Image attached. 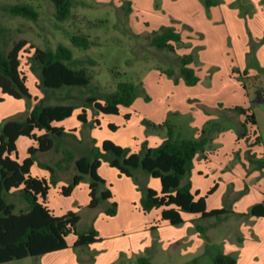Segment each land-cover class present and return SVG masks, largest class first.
<instances>
[{
	"label": "rangeland",
	"instance_id": "374dc122",
	"mask_svg": "<svg viewBox=\"0 0 264 264\" xmlns=\"http://www.w3.org/2000/svg\"><path fill=\"white\" fill-rule=\"evenodd\" d=\"M131 1L133 11L127 15L120 0H74L71 17L59 23L50 0H0V29L7 30L1 39L7 42L4 49L9 50L20 40L28 42L19 59L20 70L27 78V88L32 96L31 100L5 97V101H0V123L6 119L24 120L33 103L44 98V93L37 88L38 72L33 73L30 69L33 53L30 46L55 49L59 44L65 45L71 49L74 58L96 61L95 66L87 67L92 77L91 86L97 87L98 93L114 92L118 82L130 81L138 85L136 99L132 106L120 107L117 116L93 118V111L87 109L89 123L85 125L76 118L81 108L75 109L71 117L57 123L65 131H73L74 136L61 139L57 150L39 153L37 161L54 166L63 158V151H71L79 157L93 147L100 148L103 140L128 147L132 152H138L144 141L155 147L158 132L162 130L145 127L142 119L157 124L167 121L188 139L217 123L211 129L212 140L207 147L212 163L194 161L189 180L192 192L198 191L200 196H205L218 184L216 191L207 198V209L225 208L232 213L220 222L215 218L201 219L198 215L183 214L181 225H170L156 216L159 209L147 214L137 210L146 188L160 190L158 179L141 171L133 178L119 176L106 162H102L98 174L112 192V198L90 209L88 176L69 196L60 194L61 188L77 173L71 163L64 169L54 168L57 183L51 186L46 204L56 216L68 211L77 213V231L85 232L94 227L101 240L89 247L75 249V236L71 234L67 237L69 248L66 250L3 264H138L137 259L142 256L150 257L153 264H212L211 256L216 250L229 252L237 264H264V218L249 215L250 207L264 197V170L256 169L251 163L254 159L264 158V104H252L257 91L254 88L264 86L262 74L256 75L263 70L252 60L264 43V33L259 39L248 31L252 22L259 29L261 20L253 15L264 7V0H235L232 3L218 0L213 17L204 6V0ZM15 4L31 5L38 12V19L12 17L2 10V7ZM162 26L175 27L183 37L182 42L174 45L173 52L157 50L149 44V35ZM255 33L259 35L257 31ZM73 34L87 35L92 46L88 50L73 47L69 40ZM185 54L194 57L190 67L196 70L199 78L195 86H186L179 74L177 58ZM169 69L175 72V77L164 73ZM243 71H247L249 77L260 76L250 81V78H242ZM242 81L249 88L248 94L241 87ZM83 92L89 94L86 89ZM70 94L81 96L78 90ZM244 94L249 107L243 108L254 113L257 107L255 130L260 137L259 145H249L253 141L251 136L237 140L239 124L237 127L233 124L234 112L232 114L230 110L234 107L226 109V119L222 117V111H218L219 101L244 106ZM63 96L64 92L46 93L45 103H78ZM126 114L130 115L129 121L124 119ZM93 119H98L100 125L95 126ZM109 124L118 129L110 130ZM31 142L26 137L17 141L19 161L26 157ZM206 155L199 156L206 158ZM31 175L49 179L51 174L34 165ZM9 200L15 203L16 210L24 208L18 195ZM112 202L117 204V213L110 217L105 210ZM196 224L206 227L204 235L196 231ZM238 238H241L240 242Z\"/></svg>",
	"mask_w": 264,
	"mask_h": 264
},
{
	"label": "trees",
	"instance_id": "16d2710c",
	"mask_svg": "<svg viewBox=\"0 0 264 264\" xmlns=\"http://www.w3.org/2000/svg\"><path fill=\"white\" fill-rule=\"evenodd\" d=\"M54 5V17L63 23L71 17L74 0H50ZM125 13L132 11L130 0H120ZM218 0H204V6H216ZM2 10L12 17H20L30 21L38 19V12L29 4H15L2 7ZM5 28L0 29V92L1 95L14 100H31L32 96L27 88V78L20 70V52L28 45L26 40L15 42L9 50H5L6 41H1L6 33ZM73 47L88 50L92 42L87 35L73 34L69 38ZM149 44L157 50L173 52L174 45L182 42L181 33L172 26H162L158 31H153L149 37ZM31 71L38 72L39 84L37 88L44 93V98L37 101L24 120L6 119L0 123V264L25 258H36L42 255L63 251L69 248L67 237L75 236L73 248L83 249L101 240L94 227L85 232L76 229L79 221L77 213L68 211L62 216H56L46 204V198L51 186L56 185L55 169L67 168L73 164L77 173L72 176L68 185L63 186L60 194L69 196L78 184L88 176L89 203L88 208L95 209L101 202L112 198L111 191L105 187V181L99 176L97 170L102 162L118 171L120 176L133 178L137 171L146 176L158 179L160 191L146 188L139 201L143 213L160 209V220L170 225H181L183 214L198 215L201 219L215 218L222 221L232 211L219 208L207 210L206 200L212 195L214 185L205 196H199L198 191L192 192L189 180L193 162L197 155L207 154V147L211 142L210 129L203 128L198 137L194 139L181 138L173 124L165 121L155 124L142 119V124L152 130H165V138L156 147L148 146L144 141L138 152H132L128 147H122L110 140H103L100 148L93 147L87 154L79 157L68 150L63 151V158L54 166L38 162L37 155L52 150H57V143L66 137L74 136L73 131H65L62 127L55 126L71 117L74 110L81 108L77 121L88 124L87 109L93 111L94 116H117L120 107H130L136 99L138 85L130 81H120L116 90L111 93L100 94L97 87L91 86L89 66H95L94 59H77L73 57L70 48L59 44L55 49H41L30 46ZM179 74L186 86H195L199 82L196 72L190 65L194 57L185 54L177 58ZM169 77H175L171 69L164 71ZM240 75L255 81L258 76H248L247 71ZM264 77V73H262ZM178 79L176 80L177 83ZM241 87L248 94V86L242 81ZM83 89L88 90L85 95ZM261 92L264 97V86L260 85L254 90ZM78 90L80 97L72 96L70 92ZM64 92L70 103L46 104V93ZM148 99V98H147ZM2 98H0V101ZM36 100V99H35ZM80 106V107H79ZM239 116H244L237 130V140L249 136L253 138L250 146L259 145L260 137L256 133V120L249 109L236 106L230 109ZM129 114L124 119L129 120ZM92 123L99 126V120L93 119ZM109 129H118L113 124ZM250 128V130H249ZM42 132V133H40ZM40 133V134H39ZM20 137H26L34 142V146L27 149V156L19 161L16 143ZM50 172V178H38L31 175L34 164ZM256 169L264 170V158L251 161ZM137 183V181H136ZM19 196V202L24 208L16 210L11 196ZM106 215L113 217L117 213V204L112 202L105 210ZM249 215L264 218V197L262 202L250 207ZM195 229L204 235L206 227L196 224ZM207 253V249L205 250ZM212 264H237L236 259L230 254L216 250L211 256ZM138 264H152L149 257H139Z\"/></svg>",
	"mask_w": 264,
	"mask_h": 264
},
{
	"label": "crops",
	"instance_id": "0c3cea01",
	"mask_svg": "<svg viewBox=\"0 0 264 264\" xmlns=\"http://www.w3.org/2000/svg\"><path fill=\"white\" fill-rule=\"evenodd\" d=\"M131 1V0H130ZM227 2H229V3H232L233 1H235V0H226ZM246 2H247V0H246ZM131 8H132V11H133V3H132V1H131ZM214 10H216V6H213V7H210L209 8V14L211 13V16L213 17V13L212 12H214ZM132 11H131V13H132ZM253 16H255V17H257L258 19H260L261 20V22H259V29L257 30L256 28H255V24H254V22H252V23H250V25H249V27H248V31L251 33V36H257V37H259V39L261 38V33H264L263 32V27H264V7L260 10V9H258L257 11H256V13L253 15ZM215 19V18H214ZM213 19V20H214ZM218 19H220V18H218ZM213 22H215V21H213ZM255 31H257L258 33H259V35H257L256 33H255ZM243 42H245L246 43V39H245V35H244V33H243ZM249 39H250V41L251 42H254L252 39H251V37H249ZM182 40H183V37H182ZM201 47V46H200ZM244 47V46H243ZM244 49H245V51H247V48L246 47H244ZM263 53H264V43L262 44V46H261V48H259V50L256 52V58L255 59H252V60H254V62H255V64H257V65H259V67L260 68H262V73H264V59H263ZM195 70V69H194ZM239 72H241L240 70H238ZM195 72H196V70H195ZM250 73H251V71H249ZM248 73V72H247ZM262 73H256V75L257 74H262ZM196 75H197V73H196ZM248 76H249V74H248ZM250 76H255V75H250ZM260 75H258V77H259ZM263 85V84H262ZM2 96V97H1ZM246 95L244 94V96H243V99H244V103H245V105L244 106H242V107H246V108H248L249 107V105H247V98L245 97ZM5 97L7 98V96H3V95H1V92H0V98H2V100L1 101H5ZM8 98H10V97H8ZM246 98V99H245ZM234 103V102H233ZM262 104H264V103H262ZM35 105V102L33 103V106ZM33 106H31V108H29V110H28V112H27V114L29 113V111L32 109V107ZM236 106H240L241 107V105H238V104H231V103H225V102H222V101H219L218 102V111L219 112H221L222 111V113H223V115H222V117H224L225 119L227 118V111H226V109H228V108H232V107H236ZM255 106H257V105H255ZM212 110H213V108H212ZM217 111V110H216ZM255 112L253 113L252 111V113L254 114V116H255V120H256V123H257V117H258V114H257V107H255V110H254ZM259 112H261V113H263L262 111H259ZM230 113L231 112H229V115L228 116H230ZM74 114V113H73ZM232 114H233V112H232ZM140 115H142V114H140ZM27 116V115H26ZM130 116V115H129ZM87 118H88V116H87ZM93 118H96L95 116L93 117ZM223 118V119H224ZM230 118H231V116H230ZM89 119V118H88ZM222 119V120H223ZM129 120H130V117H129ZM129 120H127V121H129ZM216 120V119H215ZM215 120H213V121H215ZM218 120V119H217ZM233 120H234V123L233 124H235L236 125V127L238 126L237 124H240L243 120H242V116H238V115H236L235 113H234V116H233ZM152 122V121H151ZM153 123H155V122H153ZM155 124H157V123H155ZM100 125V124H99ZM55 126H58V127H62L63 128V126L61 125V124H55ZM175 127V126H174ZM176 130V129H175ZM177 133H179L180 134V136H181V138H184V139H188V138H185V136H183L181 133H180V131H176ZM40 133H42V132H40ZM39 133V134H40ZM158 137H157V142L154 144L155 145V147L156 146H158L161 142H162V140L165 138V130L163 129L162 131H159L158 132ZM198 135V134H197ZM198 137V136H197ZM197 137H195V138H197ZM21 138V137H20ZM28 139V138H27ZM190 139V138H189ZM192 139H194V137L192 138ZM19 140V139H18ZM17 140V141H18ZM30 140V139H29ZM32 140H30V142H31ZM35 144H34V142L32 141L31 142V144H29V146H28V148L30 147V146H34ZM152 147V146H151ZM27 148V149H28ZM27 156V155H26ZM207 157L206 158H201L199 155H197L196 157H195V160L194 161H197V162H204V163H212L211 162V160L209 159V155H208V153H207V155H206ZM102 164V163H101ZM34 165H36L37 166V164L35 163ZM33 165V166H34ZM32 166V167H33ZM101 166V165H100ZM32 167H31V169H32ZM38 167V166H37ZM100 168V167H99ZM99 168H98V170H99ZM114 169V168H113ZM98 170H97V172H98ZM116 170V169H115ZM117 171V170H116ZM118 172V171H117ZM119 174V173H118ZM120 176V175H119ZM38 178H40V177H38ZM41 178H45V177H41ZM47 179V178H46ZM245 179L247 180L248 178L247 177H245ZM215 185H217L216 186V188L218 187V184H215ZM160 191V190H159ZM158 191V192H159ZM216 191V190H215ZM73 192V191H72ZM88 193H89V188H88ZM111 194H112V192H111ZM200 195H198V197H199ZM260 202H262L261 200H259V202H257V203H260ZM256 203V204H257ZM137 204H135L134 206H135V209L137 208V206H136ZM206 205H207V200H206ZM217 209H219V208H217ZM137 210H139V211H141V209H140V205H139V203H138V208H137ZM208 210V209H207ZM153 211V210H152ZM142 212V211H141ZM143 213V212H142ZM144 214H147V213H144ZM160 214H161V210L159 209V211H157V214H156V216H160ZM55 215V214H54ZM183 219H184V217H183ZM210 229V228H209ZM209 229H207V232L209 231ZM208 235V234H207ZM238 241L240 242L241 241V238H238ZM91 246V245H90ZM219 251H221V252H223L224 254H230L229 252H225L224 250H219ZM150 258V257H149ZM123 260H132V259H123ZM150 260H151V258H150ZM152 262V261H151ZM118 264V263H117ZM153 264V263H152Z\"/></svg>",
	"mask_w": 264,
	"mask_h": 264
},
{
	"label": "water",
	"instance_id": "95a60500",
	"mask_svg": "<svg viewBox=\"0 0 264 264\" xmlns=\"http://www.w3.org/2000/svg\"><path fill=\"white\" fill-rule=\"evenodd\" d=\"M264 103V97L262 96L260 91H256L255 98L252 102L253 105Z\"/></svg>",
	"mask_w": 264,
	"mask_h": 264
}]
</instances>
